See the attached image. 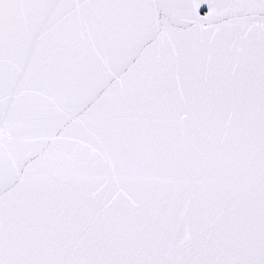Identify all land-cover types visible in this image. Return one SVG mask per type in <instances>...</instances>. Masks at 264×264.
Instances as JSON below:
<instances>
[{
	"label": "snow or ice",
	"instance_id": "6c2138e0",
	"mask_svg": "<svg viewBox=\"0 0 264 264\" xmlns=\"http://www.w3.org/2000/svg\"><path fill=\"white\" fill-rule=\"evenodd\" d=\"M0 264H264V0H0Z\"/></svg>",
	"mask_w": 264,
	"mask_h": 264
}]
</instances>
